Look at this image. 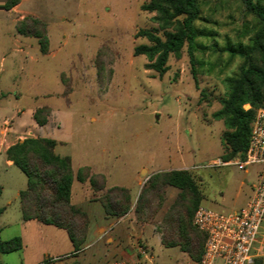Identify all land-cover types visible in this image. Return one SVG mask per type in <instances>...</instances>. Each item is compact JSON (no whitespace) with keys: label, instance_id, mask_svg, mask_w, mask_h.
Instances as JSON below:
<instances>
[{"label":"rangeland","instance_id":"374dc122","mask_svg":"<svg viewBox=\"0 0 264 264\" xmlns=\"http://www.w3.org/2000/svg\"><path fill=\"white\" fill-rule=\"evenodd\" d=\"M147 1L22 0L15 15L0 0V125L4 117L14 119L17 110H24L26 118L31 109L46 105L52 110L47 134L63 142L55 152L68 155L73 169L90 166L105 174L108 186H125L133 195L156 171L186 169L202 192L200 204L238 208L244 204L236 193L238 180L255 182L260 165L245 171L234 163L237 158L224 164L221 136L226 128L213 113L226 96L225 78L242 62L227 48L247 45L252 17L239 0L203 1L194 21L200 34L193 65L185 44L179 58L169 55L168 69L159 75L145 67L144 55H133L134 46L148 43L135 36L137 30L157 26L155 13L140 9ZM30 11L46 23L48 55L38 51L35 38L15 33L14 19ZM14 37L27 42L23 51ZM25 182L19 168L6 169L0 161V206L8 207L0 218V240L19 235L15 192ZM176 190L169 187L151 218L139 222L133 207L124 217L106 216L99 202H85L91 196L88 185L74 180L72 202L91 210L80 249L73 252L63 229L34 222L38 226L25 233L24 249L0 253V264H102L125 259L123 252L146 264H194L178 247L160 243L158 222ZM252 253L264 264V221Z\"/></svg>","mask_w":264,"mask_h":264},{"label":"trees","instance_id":"16d2710c","mask_svg":"<svg viewBox=\"0 0 264 264\" xmlns=\"http://www.w3.org/2000/svg\"><path fill=\"white\" fill-rule=\"evenodd\" d=\"M203 1L148 0L142 3L141 10L155 13L152 20L157 26L137 30L135 36L145 37L148 43L134 46L133 55H144L147 59L145 67L163 75L168 69L169 55L179 58L186 44L193 65L195 39L200 34L194 21L200 16ZM239 1L252 17V34L247 45L227 48L230 56L237 55L242 62L235 74L225 78L226 96L220 99L221 107L213 113V117L222 120L226 128L221 136L223 153L220 158L223 162L235 158L244 160L251 123L256 110L264 106V0ZM19 2L3 0L2 8L9 10ZM15 30L18 34L34 37L41 54L48 52L47 27L42 19L25 15L15 23ZM245 105L248 107L245 108ZM50 115L48 106H40L34 110L32 117L38 125H43ZM55 145L56 141L52 138L25 137L8 146L5 155L26 177V185L18 194L22 220H37L64 229L73 252H77L86 240L89 219L84 210L70 201L74 177L89 183L107 216L119 217L129 212L132 206L130 192L124 186L106 187L105 176L90 173L88 166H81L74 173L70 157L55 154ZM168 186L176 187L178 193L158 222L160 243L164 247H178L194 264H198L206 235L194 225L193 214L203 195L188 170H159L150 174L140 187L133 206L135 220L145 222L151 218L164 201ZM155 201L156 208L150 210ZM147 210V217L142 218L141 213ZM21 248L20 236L0 240V253ZM252 264L261 263L253 259Z\"/></svg>","mask_w":264,"mask_h":264},{"label":"built area","instance_id":"2783aa9c","mask_svg":"<svg viewBox=\"0 0 264 264\" xmlns=\"http://www.w3.org/2000/svg\"><path fill=\"white\" fill-rule=\"evenodd\" d=\"M234 163L242 168L259 164L258 177L252 183L251 194L243 206L233 210H215L200 204L195 209L193 223L206 235L198 264H252V251L264 221V106L256 110L251 123L244 160L236 159ZM138 257L102 264H146Z\"/></svg>","mask_w":264,"mask_h":264},{"label":"crops","instance_id":"0c3cea01","mask_svg":"<svg viewBox=\"0 0 264 264\" xmlns=\"http://www.w3.org/2000/svg\"><path fill=\"white\" fill-rule=\"evenodd\" d=\"M2 2H3V0H2ZM20 6H22V0H20V2L17 4V5H15L14 7H12L11 9H9V10H5V11H7L8 13H13V14H17L18 13V10H19V8H20ZM21 8H24V6L23 7H21ZM25 15H33V16H36V15H34L31 11L29 12V13H26V14H24V15H21L19 18H15L14 19V22H17L18 20H20L23 16H25ZM36 17H38V18H40L41 19V17H39V16H36ZM17 35H21V34H18L17 32H15ZM22 36H24V35H22ZM25 37H29V36H25ZM34 38V37H33ZM14 40H15V42L17 43V49L19 50V51H23L22 50V48L23 47H25L26 46V44H27V42H22L20 39H18L17 37H14ZM49 40V39H48ZM19 44V45H18ZM28 45H29V43H28ZM39 51V50H38ZM48 54H50V50H49V48H48V52L47 53H45V54H42V55H48ZM3 58V57H2ZM2 58H1V60H2ZM61 72V71H60ZM60 72H58V75L60 74ZM0 96H3V93L2 92H0ZM44 106H46V105H44ZM1 108V107H0ZM37 108V107H36ZM36 108H34V109H31L30 110V112L26 115L27 117L25 118L24 117V115H23V113H24V110H17L16 111V117L14 118V119H9V118H7V117H4L3 119H2V126L0 125V161H2L3 162V165L5 166V168L6 169H8V168H11L12 166H15L13 163H12V161H10V160H8L7 158H6V155H5V150L8 148V146H10L11 144H13V143H15L16 141H18V140H21V139H23V138H25L26 136H20L19 134H21V133H26V132H29V133H31V134H29V136L28 137H48V138H52V136H51V134H47V133H49V132H47V131H49V129H46V128H48V126H50V128H51V125H49L50 124V122H51V116H52V110H51V115H50V117H49V119H48V121L45 123V124H43V125H38L35 121H34V119H33V117H32V115H33V112H34V110L36 109ZM50 108V107H49ZM51 109V108H50ZM28 127H30V128H28ZM42 128V129H41ZM40 130V131H39ZM41 130H42V132H41ZM44 131V132H43ZM46 131V132H45ZM46 133V134H45ZM52 139H54V138H52ZM55 141H56V145H55V147H54V153L55 154H57L56 152H55V150H56V146H58V145H60V144H62L63 142L62 141H60V140H57V139H54ZM59 156H64V155H61V154H58ZM68 156V155H67ZM71 159V158H70ZM235 161V160H234ZM229 162H232V160H229V161H226V162H224V164H228ZM71 166H72V161H71ZM83 166H87V165H83ZM249 166V165H248ZM17 167V166H16ZM79 167H81V166H79ZM78 167V168H79ZM89 167V169H90V173H99V172H95V171H93L92 169H91V167L90 166H88ZM18 168V167H17ZM78 168H76V169H73V167H72V170H73V172L75 173L76 172V170L78 169ZM243 170H245L246 171V167L245 168H243ZM259 170L260 169H258V171L256 172V179H257V177H258V173H259ZM103 174V173H102ZM104 176H105V174H103ZM105 178H106V176H105ZM74 180H76V181H78L75 177H74V179L72 180V183H71V191H70V201H71V203L72 204H74L75 206H77V207H79V208H81L82 210H84L86 213H87V215H88V219H89V222H90V213H91V210H89V209H84V208H82L81 206H79V205H77V204H75V203H73L72 202V184H73V181ZM246 180L244 179V180H238V182H237V187H236V189H237V191H236V193L237 194H239L242 198H243V203L245 204L246 203V201L248 200V198H249V196H250V194H251V185H252V183L253 182H245ZM78 182H80V181H78ZM81 184H84L85 186H87L88 185V187H89V189H90V191H91V196L87 199H85V202L86 201H89V202H99L98 200H96L95 199V196L97 195V193H95V192H93V190L91 189V187L89 186V183L87 182V181H85V182H80ZM87 184V185H86ZM25 185H26V182H25ZM119 186H121V185H119ZM25 187V186H24ZM106 187H110V186H108L107 185V178H106ZM125 187V186H124ZM169 187H171V186H168L167 188H166V192H167V190H168V188ZM127 188V187H126ZM176 188V187H175ZM21 189H23V188H18L17 190H16V196L18 197V194H19V191L21 190ZM129 189V188H128ZM177 189V188H176ZM139 190H140V186H138V191L136 192V194L135 195H133L132 194V192H131V190L129 189V192H130V197H131V202H132V206H131V209H132V207H133V205H134V203H135V201H136V198H137V195H138V192H139ZM3 191H4V185L3 184H1L0 185V199H1V197H2V194H3ZM219 192V194H220V197H221V195H222V192H220V191H218ZM177 193H178V189L175 191V192H173V196H172V201L174 200V198H175V196L177 195ZM214 196V195H213ZM219 197V198H220ZM218 198H216V199H213V200H211V202H216V200H217ZM18 201H19V198H18ZM171 201V202H172ZM170 202V203H171ZM11 203V200H7L6 201V204L8 205V204H10ZM99 204H100V202H99ZM243 204V205H244ZM101 205V204H100ZM169 205V204H168ZM168 205H166V206H168ZM242 205V206H243ZM241 207V206H240ZM239 208V207H238ZM0 209H1V212H0V218L7 212V210H8V207L7 206H0ZM131 209L129 210V212H131ZM234 209H237V208H234ZM18 210H20V205H19V203H18ZM231 210H233V209H231ZM104 211V210H103ZM128 212V213H129ZM105 213V212H104ZM127 213V214H128ZM107 216V215H106ZM124 216H126V214L125 215H123V216H119V217H117V218H121V217H124ZM115 217V216H114ZM34 222H38V223H40V224H43V223H41V222H39V221H37V220H26V221H24V220H22V217H21V211H20V218L18 219V221H17V223L19 224V226H20V232H19V235L18 236H20V238H21V242H22V250L24 249V247H25V233L33 226V227H36V226H38V225H35V223ZM7 224H11V223H7ZM45 225H49V224H45ZM140 225V224H139ZM50 226H53V225H50ZM1 228H2V226L0 225V231H1ZM58 228V227H57ZM142 229H143V227H141ZM88 229H89V223H88ZM64 230V229H63ZM65 231V230H64ZM66 232V231H65ZM88 233V232H87ZM66 235H67V233H66ZM160 235V234H159ZM68 237V236H67ZM69 239V238H68ZM71 242V241H70ZM20 249V250H21ZM121 257H123V258H125V259H128V260H132V259H134L133 257H132V253H130V252H123L122 253V255H121Z\"/></svg>","mask_w":264,"mask_h":264},{"label":"bare ground","instance_id":"6f19581e","mask_svg":"<svg viewBox=\"0 0 264 264\" xmlns=\"http://www.w3.org/2000/svg\"><path fill=\"white\" fill-rule=\"evenodd\" d=\"M244 107H247V105H245Z\"/></svg>","mask_w":264,"mask_h":264}]
</instances>
